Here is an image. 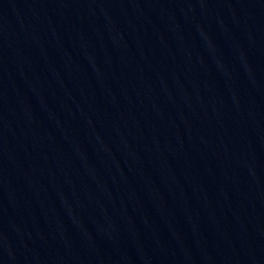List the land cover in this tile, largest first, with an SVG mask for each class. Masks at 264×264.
<instances>
[{
	"label": "water",
	"instance_id": "obj_1",
	"mask_svg": "<svg viewBox=\"0 0 264 264\" xmlns=\"http://www.w3.org/2000/svg\"><path fill=\"white\" fill-rule=\"evenodd\" d=\"M0 264H264V0H0Z\"/></svg>",
	"mask_w": 264,
	"mask_h": 264
}]
</instances>
